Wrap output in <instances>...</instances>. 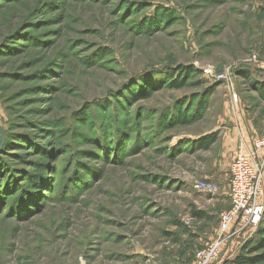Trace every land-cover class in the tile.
I'll use <instances>...</instances> for the list:
<instances>
[{"label": "rangeland", "instance_id": "374dc122", "mask_svg": "<svg viewBox=\"0 0 264 264\" xmlns=\"http://www.w3.org/2000/svg\"><path fill=\"white\" fill-rule=\"evenodd\" d=\"M259 47L264 0H0V264H185L218 241L233 103L264 136ZM241 226L215 264L264 242Z\"/></svg>", "mask_w": 264, "mask_h": 264}, {"label": "built area", "instance_id": "2783aa9c", "mask_svg": "<svg viewBox=\"0 0 264 264\" xmlns=\"http://www.w3.org/2000/svg\"><path fill=\"white\" fill-rule=\"evenodd\" d=\"M257 69L264 71V58H254ZM208 75H213L211 69L204 70ZM219 81L228 83L231 74H221ZM237 101V95H234ZM256 151L264 148V139L254 141ZM255 153H247L243 146L230 167V191L229 198L231 209L223 211L219 216V239L203 248L198 249L191 260L185 264H215L220 258L223 238L236 223H242L248 230L258 228L264 218V167L261 164H253L252 156ZM210 184L197 186L200 189L210 187ZM242 227V226H241Z\"/></svg>", "mask_w": 264, "mask_h": 264}, {"label": "crops", "instance_id": "0c3cea01", "mask_svg": "<svg viewBox=\"0 0 264 264\" xmlns=\"http://www.w3.org/2000/svg\"><path fill=\"white\" fill-rule=\"evenodd\" d=\"M257 51L259 53L264 54L263 47L262 48L259 47ZM254 77L250 76L248 79L251 81V84L253 85V90L255 93L254 95H256L255 97H257V99L259 98V100L264 105V97H262L260 95V93L257 91V87L260 88V87L264 86V74L261 75L260 78H254ZM231 101H232V99H231ZM233 104H234V106L237 107L234 109L237 111L238 120L241 121V123L240 124L238 123L236 125V127H232V129H230L228 132L224 133V136H223V145H224L223 150L225 151L224 154L227 157V159L231 160V165H232L233 162L235 161L240 149H241V146H243V148L245 149V151L247 153H249V154L255 153L254 156L251 157L252 158L251 162L253 164H258V163L261 164L262 163V165L264 167V148L258 149L256 151L255 145H254L255 140L264 139V136H263V138H257V137H259L258 135L261 132V130L263 129L262 128L263 125L260 126V124H258V123L252 124L251 121H246V119L244 120V118H246V116H247L246 114H247L250 106L241 104V107H239V105H237L235 103H233ZM258 111H260V109H258ZM260 117L257 118V114L255 115V118L257 119V121H258V119H259V121L260 120L264 121V117H262V116H260ZM249 122H251V125H249ZM214 133H216V131ZM231 165H230V167H231ZM229 174H230V169H229ZM229 191H230V182H229V190L227 192L228 197H229ZM219 224H220V221H219ZM235 226L239 230L241 227V223L235 224ZM250 231H252V230H246L245 232H242L241 234L243 237H245L246 235H249L251 233Z\"/></svg>", "mask_w": 264, "mask_h": 264}, {"label": "trees", "instance_id": "16d2710c", "mask_svg": "<svg viewBox=\"0 0 264 264\" xmlns=\"http://www.w3.org/2000/svg\"><path fill=\"white\" fill-rule=\"evenodd\" d=\"M213 1V0H210ZM193 69L192 67H183L180 66L177 68V70L172 71L171 73L168 74H163L162 72H157L158 75L161 76V74L165 75L164 77H168L170 82V86L173 88H183L185 86V79L188 77V72L189 70L191 71ZM247 78L252 75V72H248V70H245ZM251 73V74H250ZM249 75V76H248ZM256 87V86H255ZM257 91L260 93L262 97H264V86L258 88ZM203 99V98H202ZM202 101V100H201ZM203 107V106H202ZM202 107H200L202 109ZM178 124H183V125H190L191 121L190 119H187L186 116H183L182 114L179 115ZM217 140V134H213L211 137H209L208 142H206L203 147L208 150L210 149L211 145H213ZM7 141V140H6ZM6 144V143H5ZM196 216L202 217L201 213H195ZM264 220L262 221V224L260 225V228L258 229V235H264ZM264 250V242L259 244L257 247H254V242L250 241L247 243L245 246L243 252L236 258L235 262L236 264H258L264 261V254L263 255H257V256H251V253H254V251L257 250ZM191 260V259H190Z\"/></svg>", "mask_w": 264, "mask_h": 264}, {"label": "water", "instance_id": "95a60500", "mask_svg": "<svg viewBox=\"0 0 264 264\" xmlns=\"http://www.w3.org/2000/svg\"><path fill=\"white\" fill-rule=\"evenodd\" d=\"M3 143H4V138H2V140H1V143H0V150H1L2 146H3Z\"/></svg>", "mask_w": 264, "mask_h": 264}]
</instances>
